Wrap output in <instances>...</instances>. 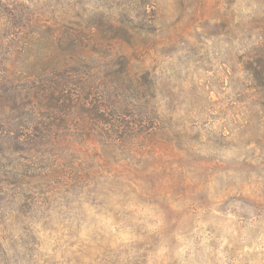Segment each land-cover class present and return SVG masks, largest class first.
Segmentation results:
<instances>
[{"label":"rangeland","instance_id":"rangeland-1","mask_svg":"<svg viewBox=\"0 0 264 264\" xmlns=\"http://www.w3.org/2000/svg\"><path fill=\"white\" fill-rule=\"evenodd\" d=\"M263 2L0 0V132H26L13 106L64 77L93 101L117 49L150 71L169 132L154 152L74 134L56 156L26 140L10 154L0 139V179L25 182L0 200V264H264V117L243 58Z\"/></svg>","mask_w":264,"mask_h":264},{"label":"trees","instance_id":"trees-1","mask_svg":"<svg viewBox=\"0 0 264 264\" xmlns=\"http://www.w3.org/2000/svg\"><path fill=\"white\" fill-rule=\"evenodd\" d=\"M115 51H117V56L114 58L115 63L112 61L115 65V77L110 80L111 84L105 81L98 97L91 102L86 101L89 97H86L85 92L88 89L87 81L77 80L74 83L75 89H71L72 83L66 77L64 81L57 80L53 85L44 87L43 91L40 86L35 94L30 92L20 98L19 103L15 104L13 109L19 111L17 116L28 124L26 126L22 123L18 128L28 129L26 132H20L19 129L8 128L0 132V139L6 137L14 142L10 149L11 152L3 151L2 153H18L22 150L21 140H26L28 145L24 149L27 152L34 150L40 152L42 147L50 143L52 146L48 152L56 156L59 154L56 151L58 142L65 140L62 150H70L74 134L84 139L85 136H91L92 139L103 143L106 140L114 145L127 148L133 144L147 146L155 143L151 147L153 152L159 148L160 142L165 144L169 132L159 124V107L153 108L157 97V87L150 71L145 70L138 75L139 71L134 69L132 57L124 50ZM243 58L245 72L251 81L249 88L254 91L253 101L256 102L264 117V26L254 46L243 54ZM9 83L5 84L9 85ZM5 84L0 82V85L7 87ZM2 98L3 94L0 92V100ZM82 108H85L86 114H83ZM76 118L79 119L76 120ZM82 120L87 122L89 127L81 126ZM261 131L260 135L264 138V129ZM149 141L151 142L147 144ZM259 141L260 137L254 142L259 143ZM174 148L173 142L172 149ZM2 176L5 178L0 179L2 182L0 190L4 193L0 196V200L7 204L10 201L11 191L19 189L18 192L23 193L25 182L18 179L11 180L6 173ZM96 190L90 191L95 193ZM115 192H118L117 189ZM19 203L26 204L22 198L18 199L17 204ZM30 206H36L35 199L31 200Z\"/></svg>","mask_w":264,"mask_h":264}]
</instances>
